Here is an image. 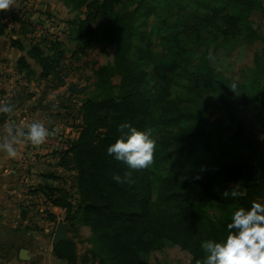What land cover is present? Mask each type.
Masks as SVG:
<instances>
[{"label": "trees", "instance_id": "obj_1", "mask_svg": "<svg viewBox=\"0 0 264 264\" xmlns=\"http://www.w3.org/2000/svg\"><path fill=\"white\" fill-rule=\"evenodd\" d=\"M122 1L93 2L87 5L89 18L70 23L72 30L67 38L76 44L71 56L84 54L98 44L111 45L115 38H119L113 53V69L105 68L97 75L108 79L118 77L117 94L86 100L78 112L81 125L77 137L69 140L65 149L53 153L54 157L58 156V165L68 174L66 180L73 177L70 189L44 186L38 191L53 205L66 210L65 222L79 216L91 237L98 242L106 264H143L141 258L161 241L179 246L188 253L191 262H197L205 257L202 242L223 239L227 223L231 222L229 219L214 222L205 213L213 198L212 170L220 165L221 176L233 183L227 191L240 193L235 198L229 195V201L235 203L236 209H248L254 201L262 203L259 200L264 194V162L242 132L230 138L235 148L226 155V161L220 162L225 154L202 128V110L178 114L176 101L167 99L169 78L164 71L166 68L155 66L149 76L128 61L132 41L135 38L139 41L142 35L136 28L145 26L148 16L158 7L139 0L133 14L125 16L115 13ZM202 3H193L198 16L187 18L186 22L196 38L201 37L205 42L233 41L241 33V23L248 13L258 6L264 12V4H258L257 0H235L239 13H230L210 0ZM145 9L146 12H142ZM96 14L104 18L106 23L103 26L97 23ZM161 23L160 37L165 42L169 40L173 49L182 51L178 56L191 55L198 40L188 41L179 34L183 26L167 20ZM6 27L0 10V35ZM250 34L256 37L255 32ZM141 43L144 42L141 40L137 48L138 59L153 63L160 60L151 50V42ZM48 44L47 53L38 44L30 48L28 55L40 66L41 77L55 79L52 82L57 87L63 85L60 71L65 68L62 63L66 56L65 46L62 42ZM19 64L21 69L27 68L23 59ZM175 64L174 71H181L186 79H196L195 71H189L181 62ZM147 76L158 86L154 99L147 87ZM125 122L138 130L157 131L153 162L149 167L132 170L107 154V147L128 131L119 128ZM174 127H177L180 138H176V134L173 138ZM127 171L132 172L131 184L117 183L113 179L114 174L123 176ZM73 189L78 194L77 200ZM73 250V242L66 239L54 246L53 253L65 264H74Z\"/></svg>", "mask_w": 264, "mask_h": 264}, {"label": "rangeland", "instance_id": "obj_2", "mask_svg": "<svg viewBox=\"0 0 264 264\" xmlns=\"http://www.w3.org/2000/svg\"><path fill=\"white\" fill-rule=\"evenodd\" d=\"M38 1L48 5L50 9L48 12H53L50 15L52 19H47L41 12V16L37 18L36 22L29 19L31 23L26 24L29 20L23 16L20 21H24L25 27H21V24L17 22L15 25H10L9 30L14 29L20 34L23 28L22 31L25 33L22 32L20 37L15 36L14 39L19 38L26 47L30 48L40 44L46 53L50 48L51 43L48 44L49 42H62L65 46L66 56L62 61L65 68L60 71L63 85L54 87L55 82H52L49 87L39 86L36 88L33 83L31 88L48 94V103L44 105V108L46 113L51 116L49 126H46L49 128V134L62 135L69 140H74L78 135V127L81 125L79 108L84 102L117 94L118 77L108 79L106 76L98 77L97 75L105 68L113 67V53L118 47L119 38H115V43L111 45L98 44L84 54L81 52V54H76V57L71 56L76 44L69 42L70 40L67 38L72 30L70 23L73 20H86L89 16L87 5L101 0ZM138 1L123 0L122 4L116 7L115 13L125 16L133 14ZM144 1L158 9L148 16L145 26L136 28L141 31L142 35L139 41L136 38L132 41L128 61L140 71L148 73L149 76L153 73L155 66L166 68L164 71L169 78L167 99L176 101L175 107L178 114H189L202 110L201 116L204 118L202 128L210 135L211 142H214L216 147H220L222 154H225L220 162L226 161V155H230L235 148V145L230 142V138H233L238 132H242L245 137L251 140L254 149L262 156L261 160L263 161L261 162H264V12L262 7H256L248 13L247 17L243 18L241 33L233 41L205 42L201 41V37L196 38L195 32L188 29L190 25L186 21L187 18L198 16L197 8L192 6L193 3L194 5H203L202 1L207 2V0H197L196 2L194 0ZM210 1L214 5L219 3L230 13H239V7L235 0ZM24 2L33 3L32 0H24ZM257 3L263 5L264 0H257ZM96 5L95 3L94 7ZM22 12L23 15L27 14L25 10ZM142 12H146V9ZM94 16L101 26L106 23L103 17L97 16V14ZM165 20L173 25L183 26L184 28L178 33L186 40L192 41L194 38L198 40L199 43L194 47L191 55L178 56L177 54L182 51L173 49L169 40L165 42L160 37L161 22ZM250 32H255L256 37H251ZM168 37L170 36L168 35ZM141 40L144 43L151 42V50L160 60L153 63L138 59L140 56L137 53V48L140 47ZM210 53L211 59L209 58ZM175 62H181L189 71H195L196 79H186L184 73L178 70L174 71ZM54 80L52 79V81ZM69 83L82 88V92L75 93L70 90ZM233 83L237 85L235 89L231 88ZM147 87L150 89L151 98L154 99L158 86L154 80L151 81L149 78ZM0 95H2L1 89ZM224 97H226L225 101ZM54 127L58 128L59 134L53 132ZM173 129L175 131L173 138H175V134L176 138H180L177 127ZM151 134L156 140L157 131L151 130ZM172 146L175 147V144ZM241 149L246 152L244 148L241 147ZM26 160L30 161L29 158ZM55 160H58V156L37 154L34 162H53ZM219 168L220 165L217 169L212 170L214 184L211 194L213 198L205 209L206 215L214 222L221 219L231 220V214L237 207L234 202L229 201L228 196L223 195V192L231 188L233 183L225 181ZM65 174L67 173L65 172ZM70 174L73 176L74 172ZM72 178L66 185L69 189L73 184ZM72 192L76 194L77 200L76 190L73 189ZM259 201L264 203V194ZM66 224L68 226L67 239L74 244L73 253L76 257L74 264H106L105 256L98 242L91 237L88 227L81 222L79 216ZM52 234L49 233L45 240L49 245L53 240ZM141 261L143 264H197V262H191V258L185 250L166 241L157 243L146 257L141 258Z\"/></svg>", "mask_w": 264, "mask_h": 264}, {"label": "crops", "instance_id": "obj_3", "mask_svg": "<svg viewBox=\"0 0 264 264\" xmlns=\"http://www.w3.org/2000/svg\"><path fill=\"white\" fill-rule=\"evenodd\" d=\"M32 2L29 12L25 10L27 2L24 0H13L9 9L1 10L7 27L0 35V104L9 103L13 108L0 113V142L14 140L16 156L9 157L0 151V264H65L54 256L53 240L50 245L45 240L52 232L53 238L60 223L66 224V210L53 205L38 191L44 186L67 188L65 171L58 160L28 162L30 140L16 135V130L26 129L35 120L49 126L51 118L44 108L48 94L36 88L49 87L52 78L41 77L40 66L28 55L30 47L19 38L14 39L24 30V21H20L23 16L36 22L41 12L48 17L53 13L48 12V5L38 0ZM22 10L27 14L23 15ZM29 21L26 24L31 23ZM17 22L23 27L20 34L13 28L9 30L10 25ZM22 59L27 65L25 69L19 64ZM33 83L36 88L32 90ZM10 121L15 122L11 133L8 132ZM52 130L59 134L58 128ZM21 250L25 251L23 259Z\"/></svg>", "mask_w": 264, "mask_h": 264}, {"label": "clouds", "instance_id": "obj_4", "mask_svg": "<svg viewBox=\"0 0 264 264\" xmlns=\"http://www.w3.org/2000/svg\"><path fill=\"white\" fill-rule=\"evenodd\" d=\"M13 0H0V10H7ZM211 59V53L209 54ZM236 83L231 85L232 89ZM9 103L0 104V113L12 111ZM14 121L9 122L8 132H13ZM121 130L128 131L115 142L111 143L106 152L116 161H122L129 169L140 170L149 167L153 162V154L156 141L149 130H138L125 122L119 125ZM16 135L27 137L33 144L44 142L49 135V128L39 120L33 121L26 129L16 130ZM0 151L6 152L9 157L16 156L15 142H0ZM113 179L117 183L133 182L132 172L127 171L123 176L114 174ZM199 179V177H197ZM225 197L231 195L238 197V191L227 190L223 192ZM227 232L223 239L206 240L201 247L205 253L203 260L197 264H264V203L253 202L250 208L238 207L231 214V222L227 223Z\"/></svg>", "mask_w": 264, "mask_h": 264}, {"label": "built area", "instance_id": "obj_5", "mask_svg": "<svg viewBox=\"0 0 264 264\" xmlns=\"http://www.w3.org/2000/svg\"><path fill=\"white\" fill-rule=\"evenodd\" d=\"M31 4L32 3H27L26 4V11L29 12V10L31 9ZM45 17L47 19L51 18L45 15ZM69 142V139H67L66 137L62 136V135H52L49 134L46 139L44 140V142L40 143V144H33L31 141L30 146H29V153L26 154V159L29 158L30 161L28 162H34L36 155L37 154H41V156L43 155H47V154H52L56 151H61L63 149L66 148L67 143Z\"/></svg>", "mask_w": 264, "mask_h": 264}, {"label": "water", "instance_id": "obj_6", "mask_svg": "<svg viewBox=\"0 0 264 264\" xmlns=\"http://www.w3.org/2000/svg\"><path fill=\"white\" fill-rule=\"evenodd\" d=\"M68 88L70 90H72L73 92L75 93H80L82 92V88H78L76 86H74L72 83H70L68 85ZM67 233H68V226L67 224H64V223H60L58 226H57V229L54 233V236H53V245H56L57 243L61 242V241H65L67 239ZM25 254V251L24 250H21L20 251V258L23 259V255Z\"/></svg>", "mask_w": 264, "mask_h": 264}]
</instances>
